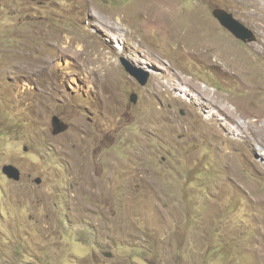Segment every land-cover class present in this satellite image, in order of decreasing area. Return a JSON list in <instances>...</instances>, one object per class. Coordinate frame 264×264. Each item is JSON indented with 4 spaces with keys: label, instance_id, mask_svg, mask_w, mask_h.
Masks as SVG:
<instances>
[{
    "label": "rangeland",
    "instance_id": "rangeland-1",
    "mask_svg": "<svg viewBox=\"0 0 264 264\" xmlns=\"http://www.w3.org/2000/svg\"><path fill=\"white\" fill-rule=\"evenodd\" d=\"M0 3V264H264V0Z\"/></svg>",
    "mask_w": 264,
    "mask_h": 264
},
{
    "label": "water",
    "instance_id": "water-1",
    "mask_svg": "<svg viewBox=\"0 0 264 264\" xmlns=\"http://www.w3.org/2000/svg\"><path fill=\"white\" fill-rule=\"evenodd\" d=\"M213 13L222 26L229 30L236 38L247 43L258 40L256 32L248 27L243 21L238 19L231 11L222 7H218L214 9ZM121 61L126 70L134 75L142 85L148 82L150 79L149 72L137 67L127 57H122ZM137 98V93H133L131 100L136 103ZM51 122L53 125V134L55 135L63 133L70 128V124L65 122L59 115H54ZM3 172L5 175L7 174L9 178L15 181H20L23 176L21 169L14 164L4 165ZM36 182L40 184L42 183V179L38 177Z\"/></svg>",
    "mask_w": 264,
    "mask_h": 264
},
{
    "label": "clouds",
    "instance_id": "clouds-1",
    "mask_svg": "<svg viewBox=\"0 0 264 264\" xmlns=\"http://www.w3.org/2000/svg\"><path fill=\"white\" fill-rule=\"evenodd\" d=\"M33 1H37V0H33ZM1 8H2V4L0 3V10H1ZM214 11V10H213ZM214 14V13H213ZM235 15V14H234ZM215 17V16H214ZM216 18V17H215ZM217 19V18H216ZM239 19V18H238ZM218 20V19H217ZM219 21V20H218ZM242 21V20H241ZM245 23V22H244ZM246 24V23H245ZM222 25V24H221ZM247 25V24H246ZM248 26V25H247ZM224 27V26H223ZM248 27H250V26H248ZM225 28V27H224ZM251 28V27H250ZM226 29V28H225ZM252 29V28H251ZM254 30V29H253ZM229 31V30H228ZM255 31V30H254ZM230 32V31H229ZM256 32V31H255ZM231 33V32H230ZM232 34V33H231ZM256 34H257V32H256ZM257 36H258V34H257ZM238 39V38H237ZM258 39H259V36H258ZM240 40V39H239ZM242 41V40H241ZM244 42V41H243ZM247 43V42H246ZM123 57H125V56H123ZM129 60H130V58H129ZM131 61V60H130ZM122 62V61H121ZM132 62V61H131ZM132 63H134V62H132ZM135 64V63H134ZM136 65V64H135ZM137 66V65H136ZM125 67V66H124ZM137 67H139V66H137ZM139 68H141V67H139ZM143 69V68H142ZM144 70V69H143ZM145 71H147V70H145ZM147 72H149V71H147ZM130 73V72H129ZM134 76V75H133ZM138 80V79H137ZM141 84V83H140ZM184 112V111H183ZM53 119V118H52ZM66 122V121H65ZM53 126V125H52ZM53 132V131H52ZM9 164H11V163H9ZM6 165V164H5ZM15 165V164H14ZM17 166V165H16ZM4 167V166H3ZM18 167V166H17ZM2 171H3V169H2ZM4 173V172H3ZM5 174V173H4ZM23 174V173H22ZM5 176H7L8 177V175L6 174ZM9 178V177H8ZM22 178H23V176H22ZM9 179H11V178H9ZM11 180H13V179H11ZM13 181H15V180H13ZM16 182H18V181H16Z\"/></svg>",
    "mask_w": 264,
    "mask_h": 264
},
{
    "label": "bare ground",
    "instance_id": "bare-ground-1",
    "mask_svg": "<svg viewBox=\"0 0 264 264\" xmlns=\"http://www.w3.org/2000/svg\"><path fill=\"white\" fill-rule=\"evenodd\" d=\"M152 12H154V13H156L155 11H152ZM149 15V14H148ZM151 17V16H150ZM153 17H154V15H153ZM155 17H157V15L155 16ZM150 20V19H149ZM156 20V19H155ZM173 20V19H172ZM172 20H170V21H172ZM176 20V19H175ZM176 22V21H175ZM178 22V21H177ZM177 25V24H176ZM175 26V25H174ZM174 31V30H173ZM173 31H172V33H173ZM164 35V34H163ZM175 34H173L172 36H174ZM167 36V35H166ZM170 36V35H169ZM183 39V38H182ZM245 70V69H244ZM257 72H258V70H257ZM225 100H226V98H224ZM229 99V98H228ZM223 101V100H222ZM230 102H232V103H234L235 104V102H234V100L233 99H231V100H229ZM238 102V101H237ZM225 103V102H224ZM227 104H228V102H226V105L225 106H227ZM243 106V105H242ZM241 106V107H242ZM226 108V107H225ZM227 109V108H226ZM238 109H240L239 107H238Z\"/></svg>",
    "mask_w": 264,
    "mask_h": 264
}]
</instances>
